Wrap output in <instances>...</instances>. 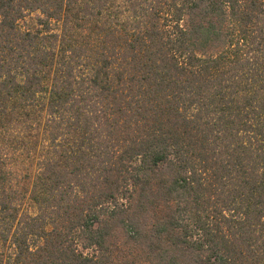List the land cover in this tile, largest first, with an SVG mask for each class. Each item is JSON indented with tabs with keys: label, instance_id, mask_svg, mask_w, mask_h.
<instances>
[{
	"label": "trees",
	"instance_id": "1",
	"mask_svg": "<svg viewBox=\"0 0 264 264\" xmlns=\"http://www.w3.org/2000/svg\"><path fill=\"white\" fill-rule=\"evenodd\" d=\"M0 264H264V0H0Z\"/></svg>",
	"mask_w": 264,
	"mask_h": 264
},
{
	"label": "rangeland",
	"instance_id": "2",
	"mask_svg": "<svg viewBox=\"0 0 264 264\" xmlns=\"http://www.w3.org/2000/svg\"><path fill=\"white\" fill-rule=\"evenodd\" d=\"M120 238H121V234H120V236H119ZM122 239V241H124V238H121Z\"/></svg>",
	"mask_w": 264,
	"mask_h": 264
}]
</instances>
